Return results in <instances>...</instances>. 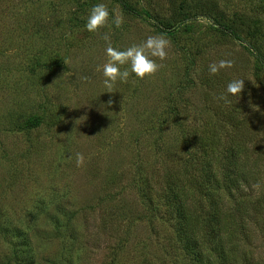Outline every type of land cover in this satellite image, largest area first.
I'll use <instances>...</instances> for the list:
<instances>
[{
	"label": "rangeland",
	"instance_id": "374dc122",
	"mask_svg": "<svg viewBox=\"0 0 264 264\" xmlns=\"http://www.w3.org/2000/svg\"><path fill=\"white\" fill-rule=\"evenodd\" d=\"M101 2L121 28L86 30ZM156 26L171 42L159 71L106 92L103 37L124 49ZM221 59L234 66L210 74ZM233 78L245 88L226 103ZM210 164L264 264V0H0V264H197L166 179L194 192Z\"/></svg>",
	"mask_w": 264,
	"mask_h": 264
},
{
	"label": "trees",
	"instance_id": "16d2710c",
	"mask_svg": "<svg viewBox=\"0 0 264 264\" xmlns=\"http://www.w3.org/2000/svg\"><path fill=\"white\" fill-rule=\"evenodd\" d=\"M156 29L165 35L168 31L162 26H156ZM221 31L234 40H242L240 34L229 27L223 26ZM260 62L263 64L262 59ZM219 154L220 151L213 150L214 162L219 161ZM210 168L207 177L204 176L195 186L198 189L193 188L194 192L185 177L166 179L167 198L171 203L170 217L177 222L179 239L185 250L195 255L197 264H239L243 257L245 262L251 264L254 256L243 247L251 239L245 220L249 213L245 211L237 217L222 202L220 193L209 189V180L216 176L212 164ZM243 175H249V172L244 170ZM235 221H239L240 234L237 229L233 231L231 228Z\"/></svg>",
	"mask_w": 264,
	"mask_h": 264
},
{
	"label": "clouds",
	"instance_id": "9594fccd",
	"mask_svg": "<svg viewBox=\"0 0 264 264\" xmlns=\"http://www.w3.org/2000/svg\"><path fill=\"white\" fill-rule=\"evenodd\" d=\"M110 19L116 28H121L124 23L123 15L116 9H112L110 13L104 3H97L92 6L87 17L86 30L88 32H98L108 25ZM103 39L108 43L105 49L108 59L97 70L102 71L103 86L109 90L106 92H111L110 90L117 81L126 83L132 74L137 78L144 79L158 72L162 65L157 63L156 58L160 61L165 60L168 57V49L171 43L164 35L157 34L148 36L140 44H133L130 47L121 49L114 47L107 35ZM234 63L233 59H221L218 62L209 64L208 71L210 74L216 75L221 70L232 68ZM126 65L127 68L124 67ZM245 80L244 78L230 80L226 85L225 93L221 94L219 99L228 103V96L240 98L245 88ZM75 159L77 167L83 166L85 158L82 154L76 153Z\"/></svg>",
	"mask_w": 264,
	"mask_h": 264
}]
</instances>
